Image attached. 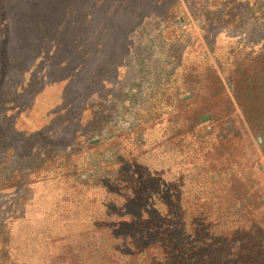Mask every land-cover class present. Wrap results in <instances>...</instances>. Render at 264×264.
I'll return each mask as SVG.
<instances>
[{
	"label": "rangeland",
	"instance_id": "obj_1",
	"mask_svg": "<svg viewBox=\"0 0 264 264\" xmlns=\"http://www.w3.org/2000/svg\"><path fill=\"white\" fill-rule=\"evenodd\" d=\"M262 36L264 0H0V264H73L77 240L69 252L71 238L47 233L52 210L108 208L115 175L148 160L171 178L173 208L199 189L189 208H240L225 201L226 172L264 192V150L227 77L254 65ZM206 109L224 122L223 148L215 132L199 138L213 128L208 115L193 123ZM74 141L65 156L87 188L81 202L43 167L34 176L47 146Z\"/></svg>",
	"mask_w": 264,
	"mask_h": 264
},
{
	"label": "trees",
	"instance_id": "obj_2",
	"mask_svg": "<svg viewBox=\"0 0 264 264\" xmlns=\"http://www.w3.org/2000/svg\"><path fill=\"white\" fill-rule=\"evenodd\" d=\"M253 45H261L259 50L255 46L249 54L252 55L250 63L254 62V65H246L245 57L242 59L245 64L239 63L237 72L227 77L234 98L242 108L246 126L264 150V36L254 40ZM186 99L191 98L186 96ZM229 102L228 98L226 103ZM57 113L59 110L56 108ZM205 115L209 116L208 121L213 123V128L202 131L200 140L215 132L219 140L217 147L223 148L226 145L225 134H222L225 126L218 113L206 109V113H200L193 123L205 122ZM98 143L99 140L89 139L88 149ZM78 146L77 141L73 146L62 149L47 146L43 162L33 174L36 177L40 175L42 171L38 169L43 167L46 173H52L45 180L63 181L67 189L72 188L75 192L74 201L81 202L80 195H85L87 188L84 181L73 176L77 169L69 160L70 155L80 150ZM70 149L72 154L65 156ZM170 151L175 152L176 149ZM179 155L184 156L183 152ZM146 163L138 168L134 166L140 170L139 175H135L131 167L121 168L123 177L115 175L114 188L104 193L108 208L105 205L104 208L52 210L47 233L56 235L61 232L63 238H71L66 244L70 246L69 252L74 239L77 240L78 249L71 259L73 264H264V208H259L264 206V192L259 193V189L253 186L250 190L244 177L226 172L232 177L224 182L225 201L231 206L238 204L240 208H211L209 199L205 202L206 208H189L188 203L201 197V189L188 196L186 203L187 191L182 192L179 196L182 208H173L176 198L172 197L171 178L162 175L165 169L160 170L157 161L148 160ZM203 167L202 164L200 170ZM85 171L81 170L80 174ZM104 174L97 179L91 174L84 177L92 178L91 181L97 185L107 181ZM20 179L11 178L10 187H17ZM163 188L166 190L162 192ZM248 190L252 192L250 200L254 208H244ZM128 204L136 205V208H121ZM69 252L63 247L59 258L66 261Z\"/></svg>",
	"mask_w": 264,
	"mask_h": 264
}]
</instances>
